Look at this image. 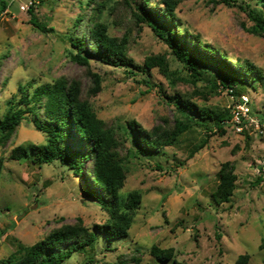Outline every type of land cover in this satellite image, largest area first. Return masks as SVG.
Instances as JSON below:
<instances>
[{"label": "rangeland", "instance_id": "374dc122", "mask_svg": "<svg viewBox=\"0 0 264 264\" xmlns=\"http://www.w3.org/2000/svg\"><path fill=\"white\" fill-rule=\"evenodd\" d=\"M173 1L177 33L197 35L232 66L253 67L254 78L245 77L247 85L235 88L247 94L252 108L263 115L264 37L252 31L255 22L248 11L264 17V7L256 0H236L231 7L214 0ZM143 2L0 0V261L18 246L30 247L52 232L76 225L77 218L90 230L108 223L107 211L85 196V185L91 181L89 161L84 164L85 183L82 173L74 175L58 161L39 165L27 158L10 159L17 146L44 144L45 134L34 128L31 113L23 115L14 131L4 132V115L10 107L24 110L20 92L30 98L41 85L60 82L75 92L105 129L113 130L111 152L125 173L121 199L132 192L141 198L131 212L126 237L98 234L92 246L63 264H172L156 261L150 255L153 246L172 249L173 259L183 264H235L244 254L249 256L247 264H264V186L255 181L251 168L260 144L231 131L218 133L207 119L208 125H193L167 145L177 120L196 122L193 115L178 109L175 96L209 116L226 114L231 100L220 84L212 86V73L191 81L171 50L138 20ZM161 2L149 0L145 7L162 10ZM30 6L34 21L46 32L33 25ZM100 26L124 44V55L133 65L141 68L148 60L162 58L168 74L157 66L147 74L96 59H89L86 66L75 62L69 38L88 39L89 32ZM45 102L41 97L31 104L37 120L45 118ZM132 121L165 145L150 156L139 154L126 131ZM226 163L235 180L229 202L219 203L213 194L218 172Z\"/></svg>", "mask_w": 264, "mask_h": 264}, {"label": "trees", "instance_id": "16d2710c", "mask_svg": "<svg viewBox=\"0 0 264 264\" xmlns=\"http://www.w3.org/2000/svg\"><path fill=\"white\" fill-rule=\"evenodd\" d=\"M236 0H214L217 4L234 6ZM264 7V0H256ZM143 6L138 7L137 18L146 23L154 35L159 38L171 50L175 59L183 64L184 69L193 83L202 80L205 73H212L214 88L220 84L223 89H232L234 94H241L236 90L237 84H246L253 67L232 66L224 55L217 52L212 46L202 44L197 35L184 36L177 33L175 24L173 0H162L163 9L158 7H145L149 0H144ZM2 8H6L4 2ZM28 12L32 16L33 25L42 32L45 28L34 21L33 10L30 6ZM249 17L255 22L252 31L264 37V17L253 10L248 11ZM189 38V39H188ZM71 47L76 51L73 60L82 66L88 65L89 59H96L110 66H125L149 73L154 66L160 67L164 75L168 74V67L162 58H155L144 63L143 67L132 64L124 55V44L110 38L103 26L89 32L87 38H69ZM90 41V43H89ZM91 45L89 48L88 45ZM140 69V70H137ZM247 77V79L245 78ZM246 79V80H245ZM146 82V81H144ZM247 85V84H246ZM160 90V87H157ZM98 89V86L96 87ZM19 100L24 104V110L10 107L1 121V129L4 132L14 131L23 120L25 113L33 115L34 128L45 134V143L30 146H17L11 150L10 159L18 161L30 159L33 164H51L58 161L67 166L74 175L82 173L83 182L86 183L85 163H91L89 185H85V196L96 200L107 211L108 223L94 225L90 230L82 225L80 218L77 224L50 233L41 241L30 247L18 246L17 250L9 255L0 264H63L76 252H83L92 246L97 235L109 239H120L128 235L131 225V212L140 204V194L132 192L126 200L119 196V190L123 186L125 173L119 161L111 152L114 142L112 129H105L104 124L96 115L75 97V92L67 90L63 83L56 82L53 85H41L36 88L28 98V94L20 92ZM41 97L46 98L42 106L44 119L37 120L33 102ZM165 97V96H164ZM173 99V98H168ZM174 103L180 110L188 112L196 118V122L188 119L186 122L176 121L175 130L170 134L167 145H172L179 136L188 131L193 125L205 123L209 119L212 128L218 133L224 134L226 130L222 122L228 118V111L224 115H211L195 104L185 102L175 96ZM203 125V124H202ZM203 125V126H205ZM206 129L208 127L206 126ZM126 131L135 141L136 150L143 156L154 154L158 148L165 145L160 139L148 134L143 128L132 121L127 124ZM190 153L189 157H192ZM235 175L233 168L228 164L222 165L218 172V186L213 198L216 202L227 203L232 195ZM150 255L158 262L183 264L173 259L172 249H160L153 246ZM249 256L240 255L235 264H247Z\"/></svg>", "mask_w": 264, "mask_h": 264}, {"label": "built area", "instance_id": "2783aa9c", "mask_svg": "<svg viewBox=\"0 0 264 264\" xmlns=\"http://www.w3.org/2000/svg\"><path fill=\"white\" fill-rule=\"evenodd\" d=\"M21 10L25 8L20 7ZM231 103L228 105V118L222 122L227 131L260 144L258 156L252 164V175L255 181L264 186V114L260 115L251 106L247 94H234L232 89H225Z\"/></svg>", "mask_w": 264, "mask_h": 264}]
</instances>
